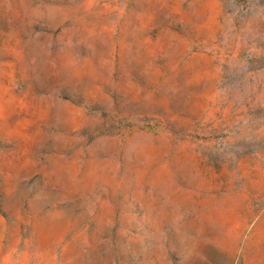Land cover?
I'll return each mask as SVG.
<instances>
[{
	"label": "rangeland",
	"instance_id": "rangeland-1",
	"mask_svg": "<svg viewBox=\"0 0 264 264\" xmlns=\"http://www.w3.org/2000/svg\"><path fill=\"white\" fill-rule=\"evenodd\" d=\"M0 264H264V0H0Z\"/></svg>",
	"mask_w": 264,
	"mask_h": 264
}]
</instances>
